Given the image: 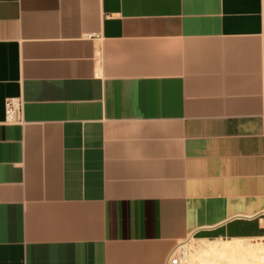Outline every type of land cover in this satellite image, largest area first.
I'll return each mask as SVG.
<instances>
[{"label": "crops", "instance_id": "0c3cea01", "mask_svg": "<svg viewBox=\"0 0 264 264\" xmlns=\"http://www.w3.org/2000/svg\"><path fill=\"white\" fill-rule=\"evenodd\" d=\"M262 236L264 0H0V264Z\"/></svg>", "mask_w": 264, "mask_h": 264}, {"label": "bare ground", "instance_id": "6f19581e", "mask_svg": "<svg viewBox=\"0 0 264 264\" xmlns=\"http://www.w3.org/2000/svg\"><path fill=\"white\" fill-rule=\"evenodd\" d=\"M252 240L262 241L264 238ZM230 241H234L235 243H230ZM230 241H225L222 244L206 243L207 245H203V248L199 251L202 255H200L201 253H197V256H201L200 258L203 259V262H206L205 264H264V241L260 243L253 242L254 244H240L243 240ZM180 248L184 249L185 243L179 245L176 249ZM180 261L183 260L180 259Z\"/></svg>", "mask_w": 264, "mask_h": 264}, {"label": "rangeland", "instance_id": "374dc122", "mask_svg": "<svg viewBox=\"0 0 264 264\" xmlns=\"http://www.w3.org/2000/svg\"><path fill=\"white\" fill-rule=\"evenodd\" d=\"M261 238H264V236H262ZM213 241H205L204 242V241H196V240L189 239V240H186L184 242L179 243L175 248H177L179 245L185 243V248L184 249H181V248H180L181 250L180 249H176L177 252H181V255H182L181 260H183V261H180L179 264H205L206 262L202 261L203 259L200 258L201 256L200 257L197 256L199 253H201L199 251L201 250V248H203V245H207L208 243L222 244V243L225 242V240L224 241L213 240ZM262 241H264V240H262ZM262 241L261 240H257V241L256 240H243L241 243L240 242H237V243H240V244H242V243L243 244H254V243H258V242L260 243ZM201 242H202V244H201ZM219 242H221V243H219ZM231 242L235 243L234 241H230V243ZM199 244H201L202 247ZM197 249H198V251H197ZM200 255H202V253ZM245 257H247V256L245 255Z\"/></svg>", "mask_w": 264, "mask_h": 264}, {"label": "built area", "instance_id": "2783aa9c", "mask_svg": "<svg viewBox=\"0 0 264 264\" xmlns=\"http://www.w3.org/2000/svg\"><path fill=\"white\" fill-rule=\"evenodd\" d=\"M21 113V102L19 100L10 99L6 102V120L18 121ZM182 255L177 252L176 248L172 249L169 258L165 264H179Z\"/></svg>", "mask_w": 264, "mask_h": 264}]
</instances>
